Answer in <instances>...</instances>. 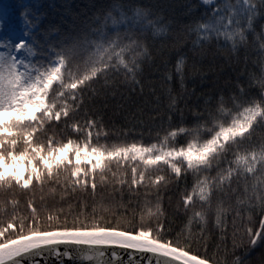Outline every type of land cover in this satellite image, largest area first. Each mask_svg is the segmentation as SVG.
<instances>
[{
    "label": "snow or ice",
    "instance_id": "6c2138e0",
    "mask_svg": "<svg viewBox=\"0 0 264 264\" xmlns=\"http://www.w3.org/2000/svg\"><path fill=\"white\" fill-rule=\"evenodd\" d=\"M201 3L207 10L178 28L146 0H111L65 27L48 20L36 0H0V264H40L36 258L48 256L60 264L65 257L76 264H264V139L252 140L264 126V23L260 33L254 28L264 17V0ZM249 31L260 39L258 94L245 96L237 83L238 93L230 90L214 102L206 97L190 123L182 118L150 142L109 139L100 118L89 114L87 100L140 84L155 41L176 50L175 76L183 89L187 42L195 51L223 39L234 53L247 46ZM172 78L165 73L167 83ZM249 78L255 82L254 73ZM164 91L174 111L182 97L170 87ZM173 178L175 207L186 218L174 235L164 226L159 194L138 216L110 211L126 207L123 186L130 195L140 188L159 193ZM98 183L120 192L121 200L94 203L91 216L81 211L62 218L52 211L41 217L33 206L37 190L60 189L62 196L91 190L95 197ZM18 193L33 194L30 215L18 214ZM209 219L221 238L231 239L230 259L217 258L215 248L208 255L206 243L204 252L193 247L190 225L200 223L205 235ZM120 250L126 260L116 259Z\"/></svg>",
    "mask_w": 264,
    "mask_h": 264
},
{
    "label": "trees",
    "instance_id": "16d2710c",
    "mask_svg": "<svg viewBox=\"0 0 264 264\" xmlns=\"http://www.w3.org/2000/svg\"><path fill=\"white\" fill-rule=\"evenodd\" d=\"M36 2L46 13L48 20L62 22L67 27L74 21L79 22L90 16L101 5L111 3V0H36ZM146 2L154 6L163 20L170 22L173 28H178L180 24L199 17L201 12L207 10V6L201 3V0H146ZM261 23H264V17H257L254 21L257 33L261 32ZM259 43L260 39H254L251 31L247 33V46H240L234 53L223 39L219 42L213 39L205 49L195 51L189 49L190 41L187 42L181 48L187 57L184 66V87L181 89L175 76L176 50L170 46H164L157 40L152 45L151 59L143 62L142 72L139 76L140 84L135 85L134 90L132 86L122 85L114 91V94L110 90L107 95L87 100L89 114L94 118H100L109 139L118 137L150 142L158 131L162 132L169 125H178L182 118L185 123H190L194 118V112H200L206 97H211L214 102L215 98L221 94L227 99L230 90L238 93L237 83L243 87L245 96L258 94L261 89ZM167 72H171L173 76L170 84L165 81ZM250 72L255 74V82L249 78ZM165 87H170L173 92L182 97L178 100L175 110L171 112L164 91ZM261 139H264V126L256 128L252 134L253 142L259 143ZM191 182L192 175L189 173L187 183L191 184ZM179 183L184 185L185 179L182 177ZM110 187L100 186L98 183L95 197L91 194V190L86 193L69 191L67 195L62 196L60 189L55 194H51L45 188L43 193L35 191L33 206L37 208L41 217L52 211L62 218L65 216L74 218L81 211L85 215L91 216L94 203L99 204L103 201V203L111 205L113 201L121 200L120 192L113 193L110 191ZM177 190L175 178L167 187L162 186L159 193L151 191L146 194L145 189L140 188L138 194L130 195L128 186L125 185L123 186V201L126 207L110 208V211L117 214L123 212L128 215L135 213L138 216L142 210L147 212L148 207L155 203L159 194L164 211V226L166 229H171L174 235L181 230L186 219L183 211L175 207ZM32 195V193L17 194L18 214H31V209L27 207V200ZM41 196L44 197L43 200H41ZM82 200L83 206L81 205ZM145 200L149 203H142ZM42 205L46 206L47 211L42 210ZM97 211L106 215L103 213L102 207H98ZM227 219L228 231L226 235L230 237L232 215L229 214ZM190 230L194 234V248L204 252L206 243L208 255H211L215 248L217 258L220 256L231 258V251H225L226 248L229 250L232 248L231 239L221 238V230L214 227L211 219L203 226L202 231L205 235H200L201 225L196 221L192 222ZM196 236H199V244L195 242ZM253 251L259 252L260 247L257 246Z\"/></svg>",
    "mask_w": 264,
    "mask_h": 264
},
{
    "label": "water",
    "instance_id": "95a60500",
    "mask_svg": "<svg viewBox=\"0 0 264 264\" xmlns=\"http://www.w3.org/2000/svg\"><path fill=\"white\" fill-rule=\"evenodd\" d=\"M110 257V253L106 254ZM137 259H139V257H136ZM40 264H60V261L57 260V258L55 256H48L47 260L45 261L44 257H37L36 258ZM117 260H126L127 259V253L123 250H120V254L118 255V257L116 258ZM64 264H76V262L72 261L71 259L65 257L63 258Z\"/></svg>",
    "mask_w": 264,
    "mask_h": 264
},
{
    "label": "rangeland",
    "instance_id": "374dc122",
    "mask_svg": "<svg viewBox=\"0 0 264 264\" xmlns=\"http://www.w3.org/2000/svg\"><path fill=\"white\" fill-rule=\"evenodd\" d=\"M17 2H19V0H4V3L6 4H15Z\"/></svg>",
    "mask_w": 264,
    "mask_h": 264
}]
</instances>
